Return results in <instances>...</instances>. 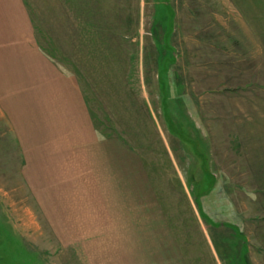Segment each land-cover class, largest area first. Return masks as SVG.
Instances as JSON below:
<instances>
[{
	"label": "rangeland",
	"instance_id": "rangeland-1",
	"mask_svg": "<svg viewBox=\"0 0 264 264\" xmlns=\"http://www.w3.org/2000/svg\"><path fill=\"white\" fill-rule=\"evenodd\" d=\"M21 1L79 90L3 80L0 264H264V0Z\"/></svg>",
	"mask_w": 264,
	"mask_h": 264
},
{
	"label": "crops",
	"instance_id": "crops-1",
	"mask_svg": "<svg viewBox=\"0 0 264 264\" xmlns=\"http://www.w3.org/2000/svg\"><path fill=\"white\" fill-rule=\"evenodd\" d=\"M19 1L21 4L22 1ZM29 15L30 13L27 8H25V11L23 9H18L17 13L6 8L4 15L0 16V86L2 89L0 92L4 93L5 79H15L16 75L22 73L21 71L17 73V64L21 62V60L27 62L26 69L30 71L26 74V78H35L38 80L39 74L46 75L47 87H53L62 92H67L69 87V91H72L71 89H73L74 86L77 88L79 84L77 81L75 82V77H72L70 72H67L68 70L66 71L65 68L63 69L61 65L56 67L44 57L46 54L40 45L42 42L39 39L38 31L40 29L38 30L36 27L25 24L26 18H28L26 16ZM15 19H17L18 23H12V20ZM77 45H82V39H77ZM50 75L52 77L48 78ZM37 84L38 83H33V86L36 87ZM74 94L76 95V93ZM0 105H2L1 101ZM5 108L6 106L3 105L2 109ZM11 129L14 128L12 127ZM150 260L159 262L154 264H166V261H163L161 258H153ZM143 262H145V260H143Z\"/></svg>",
	"mask_w": 264,
	"mask_h": 264
}]
</instances>
